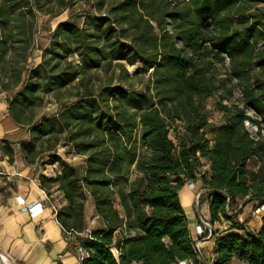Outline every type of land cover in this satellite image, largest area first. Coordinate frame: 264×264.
<instances>
[{"label":"trees","instance_id":"16d2710c","mask_svg":"<svg viewBox=\"0 0 264 264\" xmlns=\"http://www.w3.org/2000/svg\"><path fill=\"white\" fill-rule=\"evenodd\" d=\"M84 1L89 7L83 26L59 24L52 41L64 53L72 50L79 64L48 72L45 62L31 70V76L45 77L49 91L75 80L82 89L63 115L75 127L69 137L86 156L83 173L74 174L75 168L51 156L48 164L61 166V173L47 180L66 201L57 221L74 245L90 252L81 264L197 261L179 200L184 185L197 178L209 190L199 198L208 207L209 223L230 224V233L212 234L211 264H264V215L260 230L247 233L231 211L239 199L264 207V139L254 138L246 127L251 123L259 134L264 126V0ZM41 4L0 3V63L8 53L16 65L26 62L34 12L42 11ZM58 4L64 8V0ZM7 30L5 38L1 33ZM225 60L228 67L219 79ZM126 66L136 67L134 75L148 73L147 90L127 91L110 77L96 91L85 76L91 69L106 74L120 69L129 76ZM20 83L19 73L14 87ZM39 87L30 79L23 84L8 102V114L20 127L45 137L56 118L35 123L27 117ZM236 88L242 106L220 100L222 120L212 122L205 101ZM174 124L182 125L180 131ZM34 141L21 143L24 157L34 151ZM251 160L258 162L256 172L248 168ZM203 161L208 170L201 173ZM129 164H135L138 176L126 188ZM84 184L100 225L88 236ZM208 235L205 229L202 238Z\"/></svg>","mask_w":264,"mask_h":264},{"label":"rangeland","instance_id":"374dc122","mask_svg":"<svg viewBox=\"0 0 264 264\" xmlns=\"http://www.w3.org/2000/svg\"><path fill=\"white\" fill-rule=\"evenodd\" d=\"M2 1L3 0H0V3ZM43 1L44 0H41L42 11L37 10L34 12L35 24L32 29V37L28 50L25 52L26 62L16 65L14 63L16 59L14 54L8 53L4 58L5 63H0V110L2 111V107H4V109L8 112V102L18 93L23 84L29 81V79L32 82H38V84H40L35 104L31 109L27 110V117L32 122L36 123L54 116L57 120L56 124H54V127L45 137H39L40 131H32L30 128L26 127H21V129L27 133L26 141L23 142L35 139L34 151L25 157V162L28 167L31 168L32 172L36 174L43 192L49 198L50 202L54 204L56 203V200H58V194L62 195L63 199L64 196L62 192L57 189V185H50L47 181L49 178H54L56 174L61 173V166L58 164H48L51 156H59L70 168H75L76 170L73 171L74 174L82 175L83 167H85L86 156L77 151V147L75 145L76 140L69 137L70 132H75V127H73L70 123H67V118L63 115L71 104L79 100V95L82 93V89L78 87V82L75 80L65 87L55 88L49 91L48 86L45 87V77L42 75L37 78L31 76V70L38 65L44 64L45 62H47L45 66L48 72L49 68L53 66H57V70H61L65 68L67 64H72L73 67L79 64V58L72 50L64 53L59 48L53 47V33L56 27L63 23H77L80 26H83L86 18L85 14L88 12L87 10L89 6L84 0H64V8L60 7L58 0H51L50 2L45 1L44 3ZM1 35L7 38V36H9L8 30L1 33ZM18 59L20 61L22 60L21 58ZM227 67L228 61L225 60L224 65L219 66V79L224 77V70ZM126 70L128 71L129 76H125L124 72L120 69H116L114 72L109 74H106L102 71V69H91L86 72L85 76H90L89 85L96 91H99V89L105 86L110 77H112V84H120L127 91L132 90L140 92L147 90V72H139L137 75H134L133 73L136 70V67L129 66H126ZM19 73L21 83L14 87L15 77ZM232 82L234 83V81ZM220 100H222L224 105L238 104L239 106H242L239 101L240 90L238 88L232 90V92L228 94L220 91L218 94L205 101L206 110L209 112L210 120L212 122H220V120H222V114L218 110V103ZM131 112L134 114V111ZM250 116L255 118V115L252 113H250ZM60 124H62L61 129L59 127ZM174 126L178 131L182 128L181 124H174ZM246 127L254 138L260 137L264 139V126L263 130L260 131L259 134L257 133V129L251 123H246ZM170 138L174 140L173 133H170ZM2 143H4L2 148L6 149L4 152L7 153V149L9 148L8 145L10 143L6 141H3ZM135 146L138 152L142 150L138 139L136 140ZM204 166L205 165L202 162L198 171L201 173L206 172L203 168ZM248 168L256 172L258 169V162L256 160H251L248 162ZM137 176L138 173L136 171L135 164H129L127 174L128 178L125 187L127 188L130 182H132ZM194 184L196 185L194 192L195 199L196 195L205 189L201 186L198 178ZM187 185L188 183L184 186ZM83 188L86 197V200L83 201L84 222L87 227L85 236H88L91 231L100 228V225L98 224V218L94 213L92 201L89 196H87V192L85 191V184L83 185ZM56 192H58V194H56ZM187 196L188 195L182 193L179 195V200L184 214L187 216L186 218H188V226L195 233V236H193L194 240L198 241L203 239L201 242L206 244V241L208 240H206V238H202L203 234H198L197 231V227L200 225V222L197 219L195 207H193V205H195V201L193 205H187L190 203ZM198 203L200 216L211 226L210 230L212 234L218 235L220 232L222 234L225 232L230 233L228 230L230 228V224L224 220L211 225L209 223V215L207 214L208 207L206 203L204 201L201 204L200 201H198ZM256 206L257 204L255 202L246 203L245 200L239 199L236 201L235 206L231 209V211L237 216V219L244 224L243 232L249 233L260 230L264 211H262L259 215L255 214L254 212ZM194 211L195 217L192 219L190 217L193 215ZM204 230L205 229L202 231L204 232ZM206 231L209 234V231ZM243 232L234 231L233 233L237 235H244ZM232 263L241 264L235 260Z\"/></svg>","mask_w":264,"mask_h":264},{"label":"crops","instance_id":"0c3cea01","mask_svg":"<svg viewBox=\"0 0 264 264\" xmlns=\"http://www.w3.org/2000/svg\"><path fill=\"white\" fill-rule=\"evenodd\" d=\"M26 135V131L14 123L2 107V111L0 110V264H81L76 260V245L73 244L72 237L57 221L56 212L54 213L44 202L45 193L40 187L37 176L25 162L21 143L26 141ZM3 141L10 143L7 153L4 152L6 149L2 148ZM203 163L205 165L203 168L208 170L207 162L203 161ZM195 188L196 185L194 189L184 186L179 192V195L182 193L188 195L190 203L187 205L194 204ZM57 199L54 203L58 206L57 210L66 206L62 195L58 194ZM40 208L42 211L35 214ZM194 213L195 211L190 218L194 219ZM189 230L193 238L195 233L190 228ZM207 240L206 244L202 243V254L206 260H210L215 239L211 236Z\"/></svg>","mask_w":264,"mask_h":264},{"label":"built area","instance_id":"2783aa9c","mask_svg":"<svg viewBox=\"0 0 264 264\" xmlns=\"http://www.w3.org/2000/svg\"><path fill=\"white\" fill-rule=\"evenodd\" d=\"M187 187L189 189H194L195 184L194 183H188ZM195 201V199H194ZM44 202L49 205L51 207V209L55 212H57L58 206L55 204H52L49 200V198L44 194ZM27 209V208H26ZM25 210V208H24ZM29 210H31V208H29ZM264 210V207H260V208H256L255 209V214L259 215L262 211ZM42 209H38V211L35 214H38L39 212H41ZM34 214V213H32ZM198 219V217H197ZM206 229L205 227H203L201 224L197 227V231L198 234H203V229ZM207 240V237H206ZM202 240H194V252L197 255V261H193V260H185V261H178L174 264H211L213 262V255L211 256L210 260H206L202 254ZM90 252L87 251L86 249H84L82 246H80L79 244H76V260L81 263L83 262L85 259H87L89 257ZM134 264H140V263H134Z\"/></svg>","mask_w":264,"mask_h":264},{"label":"water","instance_id":"95a60500","mask_svg":"<svg viewBox=\"0 0 264 264\" xmlns=\"http://www.w3.org/2000/svg\"><path fill=\"white\" fill-rule=\"evenodd\" d=\"M209 190H204V191H201V192H199L197 195H196V197H195V211H196V216L198 217V221L200 222V224L203 226V227H205L206 228V230H208L209 231V237H207V239L208 238H210L211 236H212V232H211V226L208 224V223H206L202 218H201V216H200V213H199V207H198V201H199V198H200V196L201 195H203L204 193H206V192H208Z\"/></svg>","mask_w":264,"mask_h":264},{"label":"bare ground","instance_id":"6f19581e","mask_svg":"<svg viewBox=\"0 0 264 264\" xmlns=\"http://www.w3.org/2000/svg\"><path fill=\"white\" fill-rule=\"evenodd\" d=\"M5 259V258H4Z\"/></svg>","mask_w":264,"mask_h":264}]
</instances>
